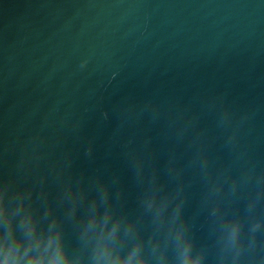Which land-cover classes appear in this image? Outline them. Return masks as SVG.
<instances>
[{
  "label": "water",
  "instance_id": "95a60500",
  "mask_svg": "<svg viewBox=\"0 0 264 264\" xmlns=\"http://www.w3.org/2000/svg\"><path fill=\"white\" fill-rule=\"evenodd\" d=\"M259 2L0 0V180L23 175L16 165L35 148L42 157L40 167L24 183L47 170L46 187L55 196L60 178L52 165L69 155L74 173L96 167L118 171L128 206L134 208L140 180L134 184L118 150L108 152L118 119L136 121L135 113L126 111L131 104L159 103L157 126L139 121L128 131L138 138L151 134L155 158L163 159L171 147L169 115L189 105L200 115L214 158L235 164L215 127V111L205 107L211 96L225 91L237 113L255 110L241 143L249 148L250 162L264 169V4L257 7ZM84 59L89 64L81 70ZM104 109H112L110 120L99 124ZM81 122L87 134L97 135L91 160L83 155L88 137L76 131ZM175 152L181 160L190 158L182 145ZM186 171L188 211L196 207L194 222L202 229L209 264H216L215 227L199 220L202 185L190 168ZM246 197L247 191L240 193L234 211ZM259 218L264 219V202ZM67 238L74 239L71 220Z\"/></svg>",
  "mask_w": 264,
  "mask_h": 264
},
{
  "label": "clouds",
  "instance_id": "9594fccd",
  "mask_svg": "<svg viewBox=\"0 0 264 264\" xmlns=\"http://www.w3.org/2000/svg\"><path fill=\"white\" fill-rule=\"evenodd\" d=\"M264 4V0H260ZM87 59L80 63L86 69ZM205 107L215 111V127L232 152V163L216 160L206 146V129L200 115L189 105L171 111L168 128L169 154L156 159V141L151 134L138 138L128 131L134 123L157 126L162 116L159 103L131 104L136 121L118 119L107 140L108 152L119 151L137 178L134 208L118 171L107 173L96 167L74 173L75 160L65 155L52 165L60 178L53 196L46 187L49 172L40 173L30 184L24 177L40 167L42 157L34 148L16 165L23 175L0 180V264H209L208 247L201 238L200 224L189 213L191 169L202 185V224L215 227L213 243L219 250L216 264H261L264 255V219L259 210L264 202V169L251 163L249 148L241 135L255 110L237 113L228 92L213 95ZM112 109H104L99 124L110 120ZM83 122L76 131L86 135L83 155L94 159L96 134H87ZM182 145L190 158L181 160L175 148ZM237 165H239L237 167ZM247 197L239 210L240 193ZM71 220L74 239L69 242Z\"/></svg>",
  "mask_w": 264,
  "mask_h": 264
}]
</instances>
